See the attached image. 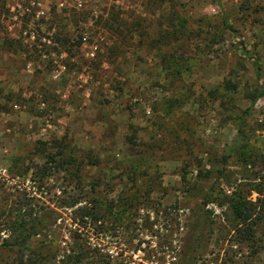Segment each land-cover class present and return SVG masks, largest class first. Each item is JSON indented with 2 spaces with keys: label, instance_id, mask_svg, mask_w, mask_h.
Here are the masks:
<instances>
[{
  "label": "rangeland",
  "instance_id": "rangeland-1",
  "mask_svg": "<svg viewBox=\"0 0 264 264\" xmlns=\"http://www.w3.org/2000/svg\"><path fill=\"white\" fill-rule=\"evenodd\" d=\"M105 6L98 57L71 46L59 80L47 69L26 70L16 52L0 53V242L28 212L71 196L97 197L108 230L97 237L89 225L86 264H169L188 225L205 215L211 232L199 263L264 264V247L249 256L245 244L230 241L228 206L210 181L200 197L184 191L196 169L223 154L240 123L251 169L263 175L254 181L264 183V0ZM58 145L66 151L57 159L68 170L44 169L43 153ZM240 167L238 157L228 159L236 176ZM78 182L81 190L73 188ZM70 210L47 237L1 246L0 264L27 247L63 257L75 242ZM258 231L263 243L264 225Z\"/></svg>",
  "mask_w": 264,
  "mask_h": 264
},
{
  "label": "trees",
  "instance_id": "trees-1",
  "mask_svg": "<svg viewBox=\"0 0 264 264\" xmlns=\"http://www.w3.org/2000/svg\"><path fill=\"white\" fill-rule=\"evenodd\" d=\"M223 24L229 29L232 28L226 20L223 21ZM173 33L174 30L171 33L168 32L170 36H173ZM10 45L11 43L8 46L11 47L12 45ZM245 140L240 123L234 137L225 145L223 154L211 159L209 167L196 169L194 181L187 180L184 191L188 196L200 197L206 194H204L205 188L202 184L210 181L211 191L217 190V193L221 194L227 203L228 212L226 217L233 230L230 241L236 245L245 244L247 249L250 250L249 256H255L264 247V241L261 243V238L258 235V229L264 225V183L254 181L262 178L263 175L259 176L258 171L251 169V157L243 150ZM128 142L133 143L131 137L128 138ZM58 146L60 149L56 151L43 153L46 158L45 165H43L44 169H46V166H51L58 170H68L64 166L65 163L57 159L59 156H63L66 149L64 146ZM232 156L238 157L240 160L239 176H236L233 171L227 168V161ZM246 182H250V184ZM246 185H249V187L246 188ZM73 188L81 190L83 187L78 182ZM91 188H94V186H91ZM226 191H229V193ZM252 192L257 193L255 199L251 198ZM90 203L91 205H89ZM203 203L206 204L207 200ZM52 204L49 203L47 206L39 207L37 211L28 212L25 216L15 220L10 233L2 237L0 247L18 246V248H22L23 241L31 236L47 237L54 225L57 224L58 219L61 217V220L65 219L63 212L71 209L69 218L71 220L70 224L74 227L75 235L72 238L75 242L72 243L69 251L59 260H56L55 255L44 254L38 249L27 247V253L17 255L10 264H86L89 251L85 245L84 236L90 234L89 225H91L90 228L92 227L91 230L94 234H97V237L100 236L102 231L108 230V226L105 225L106 220L104 219V212H102V205L99 204L97 197L85 202L80 197L73 198V196L61 203L54 201ZM207 217L208 215L197 216L188 225V230L181 240L182 245L178 251V256L169 264H202L204 262H198L202 258L201 252L198 250L201 248L204 238L211 232ZM261 234L264 235V232L262 231ZM202 250L203 252L206 251L205 248ZM97 252H99L98 249H96ZM101 256L100 254L97 261L101 259ZM152 257L150 255L148 260L152 261ZM159 263L164 264V261H159ZM229 264L238 263L230 260Z\"/></svg>",
  "mask_w": 264,
  "mask_h": 264
},
{
  "label": "built area",
  "instance_id": "built-area-1",
  "mask_svg": "<svg viewBox=\"0 0 264 264\" xmlns=\"http://www.w3.org/2000/svg\"><path fill=\"white\" fill-rule=\"evenodd\" d=\"M106 1L0 0V53L16 52L26 70L47 69L59 80L70 67L71 46H82L91 60L98 57ZM76 15L77 28L71 31L69 21Z\"/></svg>",
  "mask_w": 264,
  "mask_h": 264
}]
</instances>
